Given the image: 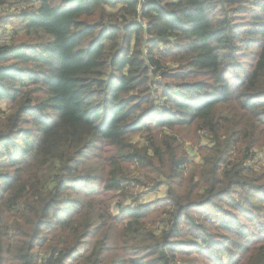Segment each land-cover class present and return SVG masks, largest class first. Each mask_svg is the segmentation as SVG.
<instances>
[{"label": "trees", "instance_id": "16d2710c", "mask_svg": "<svg viewBox=\"0 0 264 264\" xmlns=\"http://www.w3.org/2000/svg\"><path fill=\"white\" fill-rule=\"evenodd\" d=\"M2 99L0 264H264V0H0Z\"/></svg>", "mask_w": 264, "mask_h": 264}, {"label": "rangeland", "instance_id": "374dc122", "mask_svg": "<svg viewBox=\"0 0 264 264\" xmlns=\"http://www.w3.org/2000/svg\"><path fill=\"white\" fill-rule=\"evenodd\" d=\"M8 7V6H7ZM6 7V8H7ZM17 7L16 5H13L7 9H5L3 12L4 15H7V13H13V15L15 14V12H17ZM8 16V15H7ZM12 17V20L10 19V21L6 22L5 24V28L2 32H5V35L10 38L13 31H19L20 30V26H18V24L16 23V18ZM18 33V32H17ZM19 41V39H17ZM171 64H177L176 62H173ZM167 65H170V63L168 62ZM162 80V79H161ZM11 108V103L7 100H0V116L4 115L6 112L9 111V109ZM194 126H187V127H183L181 129L177 130V134L173 133L175 135V137H177V140L179 141L181 148L184 149V151L189 154L190 153V160H193V162L195 163H199L200 162V156H202L201 153V149L208 146V136L204 133V131L202 130H194L193 129ZM172 133V132H171ZM144 133L142 134H136L135 137L132 138V140L134 141H139L142 143L143 142V137ZM1 150V148H0ZM234 154V153H233ZM235 157V154H234ZM190 163V165L187 166V168L185 167V171L184 173L187 174L190 171L194 170L195 166H197V164L194 163ZM199 165V164H198ZM244 171L243 174L249 178H252L253 180H256L258 177L262 178L264 180V139H261L258 143H256L255 145H252L251 147V151L248 155V158L244 160ZM131 170V174H134V172ZM166 185L163 183L161 184V186H159L158 190L164 191V187ZM150 190H155V189H151L150 186L147 187H139L133 190V193H136L135 197L138 198L139 194H142L141 199H148L145 194L146 192L150 191ZM155 193V192H153ZM157 196H162V192L157 191V194H155L154 197ZM150 198H152V195H150ZM135 198L133 199H128L127 203L129 204L130 202H132ZM160 199V198H158ZM154 201V200H153ZM115 212L118 213L117 208H114ZM208 211H212V209H209ZM235 212V211H233ZM208 218L214 219L216 218V215H210L208 216ZM206 218V223L210 222L211 219ZM258 220L257 222L263 223L264 224V206L260 207V211L258 214V218L256 219ZM154 221L151 219L146 223V228H159V225L156 223H153ZM256 223L253 227L255 228L257 226ZM257 231V228H255L253 230V232ZM264 231V230H263ZM213 232H220L219 229H217L216 227H214ZM188 238V237H187ZM231 239L234 240L235 242L241 243V240L238 236L232 235ZM228 250H225L223 252H219L218 255L220 258L223 257V264H228V261L233 257L234 259L236 258L237 252H235V249L229 245L227 246ZM40 250L39 252L43 253V257H45V252L46 250L42 251L41 249H37V251ZM217 250V249H215ZM38 252V253H39ZM47 252V251H46ZM48 253V252H47ZM245 257L243 259V261H246ZM42 260V259H41ZM191 261V260H190ZM235 264H239L242 263L241 259L235 260L234 262ZM211 264H220L219 262H214Z\"/></svg>", "mask_w": 264, "mask_h": 264}, {"label": "crops", "instance_id": "0c3cea01", "mask_svg": "<svg viewBox=\"0 0 264 264\" xmlns=\"http://www.w3.org/2000/svg\"><path fill=\"white\" fill-rule=\"evenodd\" d=\"M157 191L162 192V196L154 197L155 194H157ZM153 192H155V193H153ZM150 195H152V198H150ZM145 196L148 199H144V200L142 199L143 201H151V200L153 201V200H157L158 198H162L164 196V191L158 190V188H157L155 190H150V191L146 192ZM141 197H142V194H141Z\"/></svg>", "mask_w": 264, "mask_h": 264}, {"label": "built area", "instance_id": "2783aa9c", "mask_svg": "<svg viewBox=\"0 0 264 264\" xmlns=\"http://www.w3.org/2000/svg\"><path fill=\"white\" fill-rule=\"evenodd\" d=\"M42 257H43V253H42V252H39V253H38V258H39V260H41Z\"/></svg>", "mask_w": 264, "mask_h": 264}]
</instances>
